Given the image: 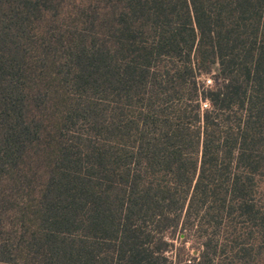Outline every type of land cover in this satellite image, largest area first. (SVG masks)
Instances as JSON below:
<instances>
[{
  "label": "trees",
  "instance_id": "obj_1",
  "mask_svg": "<svg viewBox=\"0 0 264 264\" xmlns=\"http://www.w3.org/2000/svg\"><path fill=\"white\" fill-rule=\"evenodd\" d=\"M0 264H264V0H0Z\"/></svg>",
  "mask_w": 264,
  "mask_h": 264
},
{
  "label": "rangeland",
  "instance_id": "obj_2",
  "mask_svg": "<svg viewBox=\"0 0 264 264\" xmlns=\"http://www.w3.org/2000/svg\"><path fill=\"white\" fill-rule=\"evenodd\" d=\"M208 80H211L212 82H211V84H209L208 83ZM201 82L203 83H205V85H207V86H214L215 84H216V80H215V73H213L212 75H210V76H206V77H202L201 78ZM204 107V106H203ZM205 108V107H204ZM193 243V241H192V239H190V241H189V246L191 245ZM188 246V247H189Z\"/></svg>",
  "mask_w": 264,
  "mask_h": 264
},
{
  "label": "built area",
  "instance_id": "obj_3",
  "mask_svg": "<svg viewBox=\"0 0 264 264\" xmlns=\"http://www.w3.org/2000/svg\"><path fill=\"white\" fill-rule=\"evenodd\" d=\"M211 82H212L211 80H208V83L209 84H211ZM203 106L206 108L207 107V104H204Z\"/></svg>",
  "mask_w": 264,
  "mask_h": 264
}]
</instances>
